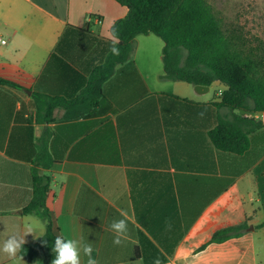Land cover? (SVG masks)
Here are the masks:
<instances>
[{
	"label": "crops",
	"instance_id": "1",
	"mask_svg": "<svg viewBox=\"0 0 264 264\" xmlns=\"http://www.w3.org/2000/svg\"><path fill=\"white\" fill-rule=\"evenodd\" d=\"M126 15L115 0H0V80L15 85L0 83V247L28 228L25 245L45 233L42 218L22 212L35 169L50 179L54 233L90 243L98 264H221L228 243L230 264H264V154L247 167L207 135L216 114L230 116L208 107L223 84L195 93L161 79L165 44L149 34L134 39L102 98L83 94ZM119 219L128 233L115 245L110 225ZM239 225L237 236L202 248ZM0 264L48 261L0 252Z\"/></svg>",
	"mask_w": 264,
	"mask_h": 264
},
{
	"label": "trees",
	"instance_id": "2",
	"mask_svg": "<svg viewBox=\"0 0 264 264\" xmlns=\"http://www.w3.org/2000/svg\"><path fill=\"white\" fill-rule=\"evenodd\" d=\"M115 1L127 8V15L110 31L112 34L115 29L117 33L115 46L120 54L109 51L104 62L93 69L83 94H95V102L102 98V84L112 76L116 65L130 59L134 39L152 34L165 44L161 79L206 87L220 82L225 86L208 104L217 112L225 109L230 114H216L215 125H208V139L215 149L240 158L247 167L259 160L264 154V122L255 115L264 113V43L249 41L237 29L225 26L206 0ZM0 83L15 86L2 80ZM31 182L32 197L22 212L42 218L45 233L35 243L24 245L18 255L31 261L41 255L51 264L56 234L46 206L50 179L32 169ZM243 228L239 225L217 231L202 248L229 240Z\"/></svg>",
	"mask_w": 264,
	"mask_h": 264
},
{
	"label": "clouds",
	"instance_id": "3",
	"mask_svg": "<svg viewBox=\"0 0 264 264\" xmlns=\"http://www.w3.org/2000/svg\"><path fill=\"white\" fill-rule=\"evenodd\" d=\"M113 46L110 51L113 55L118 56L120 54L119 49L115 46L118 42V36L113 30L111 34ZM122 216H126V213L121 212ZM168 228L171 225L168 224ZM111 231L115 234L113 243L115 245H121L124 239L127 238L128 223L126 219L114 220L110 225ZM28 234H32V229L28 228L23 235L19 233L11 234L0 247V252L6 255L11 260L17 258L23 260V256H18L23 246L26 243L25 237ZM52 251L55 254L51 264H81V252L88 257L87 264H98V261L93 257L94 248L90 243L84 242L82 239H65L62 235H58L55 238ZM153 264H161L159 258L154 259Z\"/></svg>",
	"mask_w": 264,
	"mask_h": 264
},
{
	"label": "rangeland",
	"instance_id": "4",
	"mask_svg": "<svg viewBox=\"0 0 264 264\" xmlns=\"http://www.w3.org/2000/svg\"><path fill=\"white\" fill-rule=\"evenodd\" d=\"M212 7L214 14L227 27L237 29L249 41L260 40L264 43V0H206ZM216 88H219L216 92ZM224 86H213L210 97L219 95ZM264 120V113H259ZM234 248L230 243L217 252V261L230 264ZM214 256V255H212ZM211 257V254H208Z\"/></svg>",
	"mask_w": 264,
	"mask_h": 264
},
{
	"label": "water",
	"instance_id": "5",
	"mask_svg": "<svg viewBox=\"0 0 264 264\" xmlns=\"http://www.w3.org/2000/svg\"><path fill=\"white\" fill-rule=\"evenodd\" d=\"M201 90H206V91H208V87H206V86H202V85H195V86H194V92H195V93H199ZM241 113H243V112H241Z\"/></svg>",
	"mask_w": 264,
	"mask_h": 264
},
{
	"label": "built area",
	"instance_id": "6",
	"mask_svg": "<svg viewBox=\"0 0 264 264\" xmlns=\"http://www.w3.org/2000/svg\"><path fill=\"white\" fill-rule=\"evenodd\" d=\"M95 22H96V23H100V21H99V20H95ZM0 43L4 44V43H5V41H3V40H1V39H0ZM219 95H220V93H219Z\"/></svg>",
	"mask_w": 264,
	"mask_h": 264
}]
</instances>
